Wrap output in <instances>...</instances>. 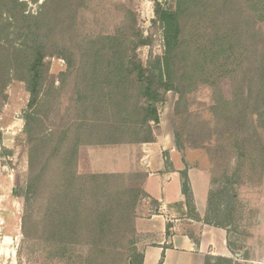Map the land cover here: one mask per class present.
<instances>
[{"label": "rangeland", "instance_id": "rangeland-1", "mask_svg": "<svg viewBox=\"0 0 264 264\" xmlns=\"http://www.w3.org/2000/svg\"><path fill=\"white\" fill-rule=\"evenodd\" d=\"M21 1L26 5L25 13L36 14L44 0ZM54 1L61 2V0ZM157 1H160L164 7L173 3V0ZM69 2L71 4L67 10L61 12L57 10H60L63 4H55L57 7L55 13L58 18L60 17V22L57 23L54 34L51 36V44L56 43L66 47L70 57L74 56L75 62H78L81 47L85 46L83 42L97 36L114 34L124 25L129 39L136 38L132 32L134 28L135 32H139L148 41L136 47V53L143 65H147L156 55L162 54V30L158 21L156 22L155 0H69ZM219 2L222 5L226 3L234 7V11L239 13L242 19L250 20L252 27L255 15L261 14L253 12L244 0H219ZM47 9L49 7L44 8V10ZM50 10L54 11V7ZM261 17L264 18V14ZM5 18L6 14H1L0 50L2 46L9 43H14L16 46L20 40L16 36L17 31L8 27ZM255 26L261 32V38H259L263 40V45L261 44L260 48L264 50V20L257 18ZM49 49L50 46H47L48 53L44 58L47 67L46 84L40 91L38 104L33 106L36 108L34 123H28L26 119L34 108L28 104L30 94L25 82L17 78L10 79L3 85V96H0V264H87L83 261L85 253L82 254V252L86 248L84 243L92 241L87 234L92 226L89 223L87 230L83 222L87 220L90 210L97 206L95 197L89 195L79 208H74L73 202V220L77 224L73 227H79L81 235L71 237L69 241H73V244L63 253V256L47 241L45 234L54 220L52 218L54 215L50 212L54 197L53 188L62 186L64 180L63 156L59 152L62 153L65 150L68 152L72 149L68 143L69 145L57 151L55 143L60 139L61 132L66 129L73 130V139L78 133L83 136L81 145L87 151L89 173L118 174V178L123 181L117 179L115 182L120 184L121 181L125 187L129 188L139 187L143 174L138 168L132 167L134 161L138 162L139 147L137 145L141 143L128 142L133 137L138 138L130 131H124L118 136H104L106 131L104 125L102 128H97L93 114L90 111L84 112L77 103L76 91L81 85L79 84L81 72H77L79 64L69 67L60 48L52 47L51 53ZM64 53L68 54L67 51ZM3 60L0 58V61ZM239 80L240 76L233 74L219 85L223 98H231L230 93L237 89ZM185 86L186 84L182 85V89L183 91L188 89L187 94L178 109L175 103L179 93L171 89L160 91L162 102L158 103V106L162 113L161 125L159 128H152L151 133L155 137L151 142H155L158 135H162L161 139H164L165 143L171 139L175 142V135L178 134V139L186 151L183 155L189 159L191 178L194 182L203 181L201 188L206 191L202 199L205 197L206 210L209 206V196L216 194L214 196L216 201L220 200L217 203L224 213L221 221L226 224L222 228L227 233L231 264H264V156H257L255 159L258 164L257 169L263 167L262 170L249 175L248 171L237 173L239 163L232 160L227 163L230 156L228 158L225 155L224 159H220L218 151L214 152L218 143L217 138H221V141L224 140L226 144L229 139L226 137L235 126L231 123L236 112L233 103L229 104V111L218 110L220 117L226 119L229 126L215 135L209 147L194 146L200 143V139L208 137L206 134L209 131L206 124L215 122L216 116L210 113V106L214 101L209 84L194 82L192 85ZM109 116L114 119L113 115L108 114ZM81 123L83 125L79 128ZM88 124L89 130L86 129ZM137 125L134 124V128ZM254 126L262 134L264 143L263 131H260L257 122ZM227 145L231 148L235 146L232 140ZM82 156H84L83 153ZM211 156H217V158L212 157V159ZM68 163L70 168H73V157ZM225 165L229 168L223 176L222 169ZM231 171H235L236 175L231 174ZM37 174L38 185L33 194L27 197L29 182ZM187 181L194 203L191 181L188 179ZM88 185L92 187L91 180ZM219 189L223 190L221 197H217ZM114 190L118 191L119 187L114 185ZM110 193L111 191L107 189L106 192H102V195ZM144 197L142 194L138 195L135 202V216L138 213H147L148 209L153 208L148 206L147 209L144 206V203H147ZM125 239H118L116 242L114 240L112 244L108 241L103 243V247L107 249L103 256L106 264H130V254L141 252V246L145 242L141 234L135 231L131 238L129 237L126 241ZM213 263L212 260L209 264Z\"/></svg>", "mask_w": 264, "mask_h": 264}, {"label": "trees", "instance_id": "trees-1", "mask_svg": "<svg viewBox=\"0 0 264 264\" xmlns=\"http://www.w3.org/2000/svg\"><path fill=\"white\" fill-rule=\"evenodd\" d=\"M244 1L253 12L261 13L255 15L253 27L250 20L242 19L239 13L234 11V7L226 3L222 5L219 0H173L167 7L155 0L154 12L156 22L158 21L162 30L163 52L153 57L147 65H143L136 53V47L148 41L139 32H135L134 28L132 32L136 38L133 40L126 36L124 25L114 34L97 36L83 42L85 46L81 47L78 62H75L74 56L70 57L66 47L51 44V36L60 22V17L58 18L55 13L57 8L55 4L62 3L60 10L57 11H65L71 4L69 0H61L59 3L44 0L36 14L25 13L26 5L21 0H0V17L1 14H6L8 27L16 30V36L20 38L16 46L9 43L0 50V58L4 59L0 61V96H3V85L10 79L17 78L25 82L30 94L29 106L38 104L40 91L47 80V67L44 61L48 53L47 46H50L49 53L52 47H58L67 60V66L80 65L77 70L78 73L81 72L79 82L81 85L76 91L77 103L84 112L90 111L93 114L96 127L102 128L104 125L106 137L130 131L138 139L131 136L133 139L128 142L143 143L153 141L155 136L151 130L161 125L162 113L158 106V103L162 102L160 91L171 89L179 93L175 103L178 109L184 102L188 90L183 91L182 85L203 82L211 86L214 103L210 106V113L216 118L212 124L211 122L206 124L208 137L200 139V143L194 146L209 147L215 135L229 126L228 121L220 117L218 110L229 111V104L233 103L236 112L233 121L230 119V122L235 126L226 138H229L228 142L232 140L235 146L231 148L227 145L228 142L225 144L224 140L217 138L218 143L214 152L218 151L220 159H224L225 155L228 158L230 156L227 163L231 160L239 163L237 173L248 171L249 175L255 174L263 168L257 169L255 159L257 156H264L262 134L254 126L257 122L260 131L264 133V50L260 48L261 44L263 45V40H260L261 32L255 26L257 18L264 20L261 17L264 14V0ZM46 7L49 9L44 10ZM51 7H54V11L50 10ZM64 51L68 54L65 55ZM233 74H238L240 80L237 89L230 93L231 98L225 99L219 85ZM33 108L26 116L28 123H34L36 120L34 115L36 108ZM108 114L113 115L114 119L108 117ZM134 124H138L137 127L134 128ZM81 125L83 124L81 123L79 128ZM89 128L88 124L86 129ZM72 132L70 129L61 132L60 139L55 143L58 152L68 143L72 149L68 152L66 150L59 152L63 156L64 180L62 186L53 188L52 194L55 198L53 197L51 202L50 212L53 213L54 220L45 234L47 241L63 256L73 244V241H69L71 237L81 235L79 227H73L77 225L73 220V202L74 208H79V205L91 195L97 199V206L90 210L87 220L83 222L87 230L89 223L92 226V229L87 231L92 241L84 243L86 248L84 247L85 251L82 252L85 253L83 261L87 264H106L103 256L107 249L103 247V243L108 241L112 244L114 240L116 242L123 238H126V241L135 232V202L139 194L144 195L142 183L145 173L141 175L137 188L125 187L121 181L120 184L115 182L120 179L118 174L89 173L87 151L81 145L83 136L78 133L73 139ZM138 135L141 137H137ZM178 138V134L175 135L176 147L180 149L183 146ZM72 157L73 168H70L68 162ZM213 158L216 159L217 156ZM216 163L218 164L217 161ZM228 168L226 165L223 167V176L226 175ZM182 176V192L185 195L188 212L195 214L186 173ZM89 180L92 187L88 185ZM38 182L37 174L29 182L27 197L33 194ZM114 185L119 187L118 191L114 190ZM107 189L111 193L102 195ZM222 192L223 190L219 189L217 197H221ZM215 195L208 198L209 206L203 221L225 227L226 224L221 221L224 213L217 203L220 200L216 201ZM74 211L77 214V210ZM129 259L130 264H142L143 253L130 254ZM213 259V264L221 262L231 264L229 258ZM208 261L210 260L207 258Z\"/></svg>", "mask_w": 264, "mask_h": 264}, {"label": "crops", "instance_id": "crops-1", "mask_svg": "<svg viewBox=\"0 0 264 264\" xmlns=\"http://www.w3.org/2000/svg\"><path fill=\"white\" fill-rule=\"evenodd\" d=\"M161 136L155 142L136 144L138 162L132 165L145 173L142 189L148 204L144 206L153 207L135 218V231L145 240L142 264H209L215 257L229 258L226 230L203 221V181L191 178L184 148L178 149L173 139L165 143ZM183 173L191 181L195 214L188 212L182 192Z\"/></svg>", "mask_w": 264, "mask_h": 264}]
</instances>
